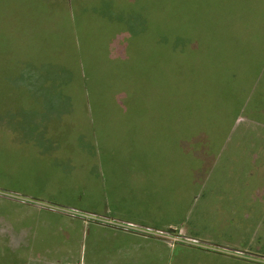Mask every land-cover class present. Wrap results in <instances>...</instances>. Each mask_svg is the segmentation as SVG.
<instances>
[{"label": "rangeland", "instance_id": "374dc122", "mask_svg": "<svg viewBox=\"0 0 264 264\" xmlns=\"http://www.w3.org/2000/svg\"><path fill=\"white\" fill-rule=\"evenodd\" d=\"M24 1L38 10L36 0ZM87 1L70 4L69 36L77 48L71 41L53 60L28 46L8 57L10 78L0 63V191L86 218L161 224L167 239H176L168 225L182 227L191 239L247 251L241 262L208 264H264V0H220L217 10L201 0L198 12L184 15L166 10L170 0H119L116 13L107 6L97 12ZM12 5L5 9L20 12ZM57 9L49 8L51 20L66 24V9ZM71 51L78 55L71 58ZM212 52L239 64L224 63L223 76L196 64ZM78 57L80 79L69 71ZM220 76L224 83L214 80ZM223 122V146L210 143L216 131L209 128ZM134 123L139 136L132 139ZM12 207L0 200V217L35 225L39 245H59L68 228L73 237L79 233L66 216L21 217ZM52 260L68 264L61 257L35 259Z\"/></svg>", "mask_w": 264, "mask_h": 264}, {"label": "crops", "instance_id": "0c3cea01", "mask_svg": "<svg viewBox=\"0 0 264 264\" xmlns=\"http://www.w3.org/2000/svg\"><path fill=\"white\" fill-rule=\"evenodd\" d=\"M81 1L82 0H76V4L81 3ZM89 1L90 0L87 2ZM13 2L14 0H0V63L4 64L2 73L4 74L5 72L8 78H10L12 75L11 73H13V70L10 67L12 62L11 60H7L8 57L11 59L14 57L15 53L17 56L20 51H29L30 49L27 48L28 46L40 47L38 49L40 50V54L44 52H47L46 54H48L50 52L54 55L53 60L57 58L58 52L61 53V51H64L63 47L67 46V43H71L72 41V47L75 49L77 46L75 35L72 33V35L69 36L71 28V0H36L39 10L36 12H34L29 4L27 5L25 3L26 1L22 0L19 4V1L15 0L17 8L18 6L20 7V12L12 11L14 12L12 13L5 8H8L9 6V9L14 10L12 5ZM91 2V6L94 7L95 11L100 13L101 11L106 12L107 8L114 10L115 13L119 9L118 2L116 5L112 0H91ZM44 5L46 7H44ZM63 6L66 9V11L63 9L66 12V24L64 21H62V23H56L53 19L51 20V11L49 8L57 11V8H63ZM105 6H107V8H105ZM114 12L111 13L114 14ZM224 16L225 15L222 17L225 18ZM259 17H261V15H259ZM83 19H80V22L82 30H85L83 27H86L85 24L89 25V23L87 18ZM55 35H57L56 41L49 42V38H54L55 40ZM67 37L71 40L67 41ZM107 40H109V38ZM111 41L112 39L110 42ZM42 45H44V47ZM58 45H62L61 49L57 48ZM113 45L114 44H112V49L115 51L117 50L115 55L123 57L124 53L122 49L117 47L116 44ZM195 45L198 46L197 43H195ZM250 46L254 47V45ZM198 47L196 48L197 50H199ZM200 47L203 48L204 45ZM150 53H152V51H150ZM213 53L214 52H212L209 57L195 60L196 64L207 66L209 68L206 67L208 72L215 70L222 76L223 72L222 67L220 66H224V63L229 66L239 64V59L234 65L228 58H214L212 56ZM70 54L71 58H74V55H78L76 52L72 54V51ZM79 59V57L78 60L75 59L76 64L72 63L71 67H69V71L70 73H76L78 75L77 77L80 79L82 77L81 68L83 64L80 63ZM57 64H59L60 67L62 61L57 62ZM247 64L248 63H246V65ZM222 76H220V79L217 78L214 80L224 83ZM255 76L252 77L251 82L257 81ZM247 80V78H244V81ZM196 83L197 87H199V81ZM204 92L205 91L203 90V93ZM193 93L194 90L192 91V94ZM219 93L223 97L225 96L224 92ZM229 93L230 91L228 94ZM193 97L195 98L193 104H199L196 97L192 95V98ZM218 101L220 100H217V102ZM136 112H138V110ZM226 112L222 111L223 114L227 115L230 113V109ZM138 113L140 114V112ZM138 127L139 126L136 123L129 127L133 132L132 139L139 136L135 132V129ZM196 129H200V127H196ZM209 129L216 131V133L209 136V142L223 146L226 138L223 136V131L228 129V125H226L225 122L217 123L212 125ZM148 130L149 132L147 135L151 137V129ZM155 132L156 137L162 133V128H157ZM192 138H194V135ZM0 200H6L11 203L13 207H15H12L14 211L18 212L21 217H31L36 213H50L66 216L69 219L67 224L74 225L72 230H78L79 232L78 234H75L76 237H73L70 233V228H68V231L62 234L63 238L60 241V244L51 249L44 243L39 245L40 240H38L37 228L35 225H24L19 218H16L17 220H15L0 217V259H10L7 261V264H39L35 259H50L55 257H61L63 258V261L65 259L68 261V264H208L209 260L214 258H221V260L227 262H241L243 260L242 257H246L247 254L246 250H237L235 248L230 249L209 244L204 241L191 239L185 234L182 227L176 229L175 227L168 225L170 228H168V231L171 233L168 236L173 235L174 238H176L173 240L170 238L167 239L162 235L166 232H162L161 224L158 225L159 228H149L138 222H124L120 218H113V216L86 218L82 214L72 212L68 209L56 208L42 201L32 200L24 196L19 197L15 194H6L2 191H0ZM89 224H93L97 229L96 231H102V233H97L96 231V233H92L88 228ZM170 240H173V242ZM59 249L63 252L62 256L48 255ZM38 251L39 253L41 251L44 254L39 256L37 253ZM190 254L196 255L192 256V258L190 257ZM176 256L185 257V260L179 262L175 259ZM188 257L190 258L188 259ZM190 259L194 260V262L189 261ZM59 261L60 260H52L51 262H48V264H58ZM244 262H246L245 259ZM0 264H6V262L3 260Z\"/></svg>", "mask_w": 264, "mask_h": 264}, {"label": "trees", "instance_id": "16d2710c", "mask_svg": "<svg viewBox=\"0 0 264 264\" xmlns=\"http://www.w3.org/2000/svg\"><path fill=\"white\" fill-rule=\"evenodd\" d=\"M141 2H143V5H144V0L142 1V0H140ZM200 1L201 0H170L169 2H167V6H168V8L166 9L167 11L168 10H170V11H174L173 9H177V10H179L183 15L185 14V12H188V13H191V11H196V12H198L200 9H201V7H200ZM205 4H206V6L208 7V9H210V10H217L218 9V7H222L223 6V4L224 3H222V1H220V0H212L211 1V4L209 5V3H210V0H202ZM259 1V0H258ZM262 2H263V0H261ZM125 2V1H124ZM128 2H129V0H128ZM81 3H83V0L81 1ZM171 3L173 4V5H171ZM225 3H227V2H225ZM118 5H119V0H118ZM225 7V6H224ZM166 8V7H165ZM207 9V10H208ZM207 10H205V12L207 11ZM213 12H216V11H213ZM174 13L175 14H177V12L176 11H174ZM178 15V14H177ZM198 16H199V14H198ZM183 17V16H182ZM184 18H192V17H183L182 19H184ZM109 19V18H108ZM185 22V21H184ZM101 23V22H100ZM112 23V22H111ZM114 23V22H113ZM101 24H103V23H101ZM107 25V24H106ZM189 24H187L186 26H188ZM191 27H189V29H190ZM106 35H107V33H108V31H105L104 32ZM109 36H112V34L109 32V34H108ZM109 38V40H110V38H112V37H107V39ZM195 42V41H194ZM196 43V42H195Z\"/></svg>", "mask_w": 264, "mask_h": 264}]
</instances>
